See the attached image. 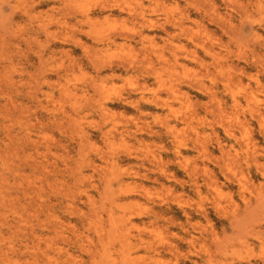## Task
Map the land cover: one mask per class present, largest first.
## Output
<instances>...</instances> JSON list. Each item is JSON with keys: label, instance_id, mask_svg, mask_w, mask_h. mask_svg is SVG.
<instances>
[{"label": "rangeland", "instance_id": "374dc122", "mask_svg": "<svg viewBox=\"0 0 264 264\" xmlns=\"http://www.w3.org/2000/svg\"><path fill=\"white\" fill-rule=\"evenodd\" d=\"M105 1L0 0V264H264V0Z\"/></svg>", "mask_w": 264, "mask_h": 264}, {"label": "bare ground", "instance_id": "6f19581e", "mask_svg": "<svg viewBox=\"0 0 264 264\" xmlns=\"http://www.w3.org/2000/svg\"><path fill=\"white\" fill-rule=\"evenodd\" d=\"M105 1V0H104ZM112 4L109 6V7H113V8H115V7H118V8H120L121 6V4L119 5V4H117L116 3V0L114 1V0H109ZM106 2V1H105ZM107 3V2H106ZM101 4H103V2L101 3ZM262 4V3H261ZM166 5V4H165ZM123 7V6H122ZM258 7V6H257ZM103 8V7H102ZM105 8H107V6L105 5ZM104 8V9H105ZM127 8V7H126ZM141 8H142V5H141ZM112 9V8H111ZM130 9V8H129ZM113 10V9H112ZM86 14V13H85ZM137 15H139V13L137 14ZM140 16V15H139ZM84 17V16H83ZM85 18V17H84ZM81 19V18H80ZM135 20H136V18H135ZM147 20H148V22H150V26H153L154 27V25H157L156 23H152V20L151 19H146V18H144L143 17V22L145 21V22H147ZM84 22V21H83ZM139 22V21H138ZM172 23V22H171ZM182 22H174V23H172V24H175V25H177V27L179 28V30L180 31H183L184 30V28H186V27H184L182 24H181ZM164 24V23H163ZM161 27H162V25H160ZM142 27H144V26H142ZM159 27V26H158ZM154 28H152V30H153ZM165 29V28H164ZM231 29V28H230ZM193 31V30H192ZM191 31V32H192ZM166 33H168L167 31H165ZM184 32V31H183ZM180 33H182V32H180ZM180 33H176V34H180ZM199 33V32H198ZM193 34V33H192ZM148 35V34H147ZM147 35L145 36L146 38H147ZM170 35V34H169ZM173 35V34H172ZM181 35V34H180ZM191 35V34H190ZM130 36V35H129ZM178 36V35H177ZM148 37H150V35L148 36ZM260 37V36H259ZM114 38V37H113ZM124 38V37H123ZM130 38V37H129ZM130 39H132V38H130ZM237 39V38H236ZM239 39V38H238ZM109 42H110V40H109ZM112 42V41H111ZM110 42V43H111ZM152 42V41H151ZM109 45V44H108ZM107 46V45H106ZM215 53V52H214ZM213 54V53H212ZM176 55V54H175ZM215 55V54H214ZM215 57V56H214ZM216 58V57H215ZM217 60V59H216ZM223 111V110H222ZM264 167V166H263ZM212 177V176H211ZM231 194V193H230ZM261 202V201H260ZM250 203V202H249ZM236 224V223H235ZM244 225V224H243ZM240 226V225H239ZM233 236V235H232ZM237 236V235H236ZM219 247H220V245H219ZM218 249V248H217Z\"/></svg>", "mask_w": 264, "mask_h": 264}]
</instances>
